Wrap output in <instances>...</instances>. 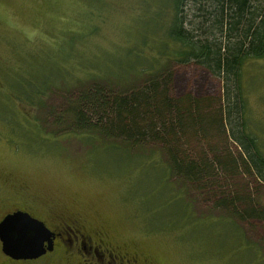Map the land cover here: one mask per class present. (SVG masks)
<instances>
[{"label":"rangeland","instance_id":"374dc122","mask_svg":"<svg viewBox=\"0 0 264 264\" xmlns=\"http://www.w3.org/2000/svg\"><path fill=\"white\" fill-rule=\"evenodd\" d=\"M157 8L155 26L146 16ZM171 11V0H0V197L15 201L12 188L22 186L38 209L80 215L145 264H264V220L234 218L205 190L161 174V152H123L118 139L75 132L69 119H56L87 85L119 93L162 67L174 96H221L218 76L195 62L166 66L155 50ZM244 71L264 153V57ZM247 186L252 205L264 208V184ZM0 264L44 263H11L0 250Z\"/></svg>","mask_w":264,"mask_h":264},{"label":"trees","instance_id":"16d2710c","mask_svg":"<svg viewBox=\"0 0 264 264\" xmlns=\"http://www.w3.org/2000/svg\"><path fill=\"white\" fill-rule=\"evenodd\" d=\"M171 7L155 50L166 66L195 62L218 76L221 96H174L171 75L162 67L119 93L87 85L56 119H69L75 132L118 139L127 147L123 152L135 147L148 155L161 152L166 157L161 174L205 190L216 208L234 218L262 221L264 208L252 205L246 192L248 184H264V153L249 117L243 74L246 64L264 57V0H171ZM160 9L147 13L152 25Z\"/></svg>","mask_w":264,"mask_h":264},{"label":"flooded vegetation","instance_id":"af4514ba","mask_svg":"<svg viewBox=\"0 0 264 264\" xmlns=\"http://www.w3.org/2000/svg\"><path fill=\"white\" fill-rule=\"evenodd\" d=\"M14 189H16L15 201L5 204L12 198L0 197L2 200H0V220L5 215L18 210L29 213L41 220L52 232V247L35 259H12L2 253L9 262L41 260L44 264H52L59 258L65 264H145L138 253L112 246L101 232L88 227L80 215L65 208L38 209L34 197L23 195L22 186L12 188V197ZM38 211L39 213H36Z\"/></svg>","mask_w":264,"mask_h":264},{"label":"water","instance_id":"95a60500","mask_svg":"<svg viewBox=\"0 0 264 264\" xmlns=\"http://www.w3.org/2000/svg\"><path fill=\"white\" fill-rule=\"evenodd\" d=\"M1 251L12 259H35L52 247V232L24 211H14L0 220Z\"/></svg>","mask_w":264,"mask_h":264}]
</instances>
